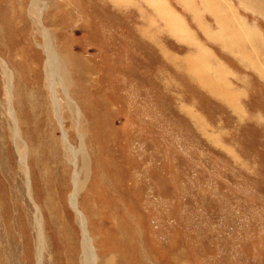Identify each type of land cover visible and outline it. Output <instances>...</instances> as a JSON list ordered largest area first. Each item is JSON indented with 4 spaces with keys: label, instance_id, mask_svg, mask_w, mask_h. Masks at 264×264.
I'll list each match as a JSON object with an SVG mask.
<instances>
[{
    "label": "rangeland",
    "instance_id": "1",
    "mask_svg": "<svg viewBox=\"0 0 264 264\" xmlns=\"http://www.w3.org/2000/svg\"><path fill=\"white\" fill-rule=\"evenodd\" d=\"M260 52L264 0H0V264H264Z\"/></svg>",
    "mask_w": 264,
    "mask_h": 264
},
{
    "label": "bare ground",
    "instance_id": "2",
    "mask_svg": "<svg viewBox=\"0 0 264 264\" xmlns=\"http://www.w3.org/2000/svg\"><path fill=\"white\" fill-rule=\"evenodd\" d=\"M224 29H226V28L224 27ZM257 51H259V50H257ZM260 53L262 55L264 54L262 52H260ZM47 54H48V65L50 67V71L52 72V75H54L55 71L58 70V68H59V63H58L56 57L54 56V54L51 52V49L48 48V46H47ZM82 260H83L82 261L83 264H95L94 254H93L92 248L90 246V241L88 240L86 234L83 235V259Z\"/></svg>",
    "mask_w": 264,
    "mask_h": 264
}]
</instances>
